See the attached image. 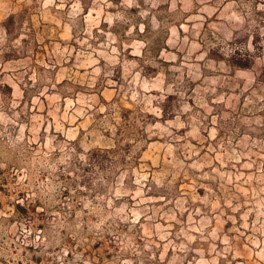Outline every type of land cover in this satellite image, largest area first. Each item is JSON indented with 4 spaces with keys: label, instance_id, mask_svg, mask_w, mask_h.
Returning a JSON list of instances; mask_svg holds the SVG:
<instances>
[{
    "label": "rangeland",
    "instance_id": "rangeland-1",
    "mask_svg": "<svg viewBox=\"0 0 264 264\" xmlns=\"http://www.w3.org/2000/svg\"><path fill=\"white\" fill-rule=\"evenodd\" d=\"M0 264H264V0H0Z\"/></svg>",
    "mask_w": 264,
    "mask_h": 264
}]
</instances>
